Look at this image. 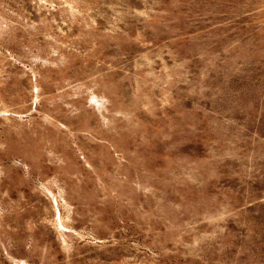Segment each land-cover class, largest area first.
Instances as JSON below:
<instances>
[{
	"label": "rangeland",
	"instance_id": "1",
	"mask_svg": "<svg viewBox=\"0 0 264 264\" xmlns=\"http://www.w3.org/2000/svg\"><path fill=\"white\" fill-rule=\"evenodd\" d=\"M0 264H264V0H0Z\"/></svg>",
	"mask_w": 264,
	"mask_h": 264
}]
</instances>
